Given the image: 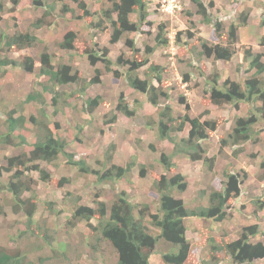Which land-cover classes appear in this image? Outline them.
I'll use <instances>...</instances> for the list:
<instances>
[{
  "label": "rangeland",
  "instance_id": "rangeland-1",
  "mask_svg": "<svg viewBox=\"0 0 264 264\" xmlns=\"http://www.w3.org/2000/svg\"><path fill=\"white\" fill-rule=\"evenodd\" d=\"M85 1L88 9L94 12L87 17H84L83 10L74 0H43L44 7H35L30 3L13 6L11 1L0 0L4 7L3 19L0 21L1 36L28 30L38 37L34 45L23 49L1 48L3 58L21 60L24 56H32L37 60L43 50H48L56 67L60 63L71 64L86 83V90L80 97L70 95L76 90V84L58 86L62 92L57 99L58 111L53 113L55 106L52 104V94L43 88V84L48 81L39 75L38 66L34 72H27L22 66L14 64L7 68L6 73H0V134L7 130L9 111L15 109V116H26L24 126L19 127L15 133L24 136L26 143H22L21 137L15 139L16 144L0 142V165L7 164V156L31 150L37 128L29 118L32 114L39 115L40 102L27 101V97L38 91L47 99L45 108L51 127L56 136L69 142L68 150L74 153L75 160L85 159L94 169L101 171L113 164L125 166L130 162H133L132 168L121 179L98 181L97 175L82 173L78 166L67 164L64 155H59L52 162H40L50 172L49 180L41 179L39 171L16 166L25 171L24 176H32L36 180L32 192L24 193V196L30 194L38 198V209L30 226L23 212H15V200L6 189L16 168L4 172L0 180L3 186L0 189V205L5 210L4 214H0V245L10 252L20 251L24 264H119L116 262V250L102 237L97 220L93 219L88 224L86 220L75 219L72 214L77 200L94 205L97 200H104L110 205L122 191L138 208L145 209L147 204L149 211L158 212L160 194L154 186V180L164 173L172 175L171 171L166 172L160 157L162 153L174 152V144L162 139L157 130L160 112L167 105L171 106V115L176 123L187 114L199 116L203 120H222L213 136L202 141L208 156H215L212 167H209V162L192 161L183 154L173 156L176 162L173 172L183 173L188 182L185 191L174 190L176 197L182 198L188 207L207 205L208 196H201L203 190L210 191L212 187L221 189L228 173H246L243 193L232 200V216L229 214L220 222L199 217L186 219L192 247L185 264H202L203 259H210L207 258V239L210 236L224 242L233 240L238 237L239 229L249 221L257 222L263 231L264 119L257 120L253 136L248 142L235 145L229 140L223 143V138L231 132L236 118L257 114L256 108L261 102H240L238 108L234 104L215 105L210 100V84L206 83V79L216 70L220 81L230 78L244 83L248 76L255 73L254 70L246 72L248 62L242 54L248 47L254 52L264 51V45L260 44L264 37V0H212V19L215 21L220 18L226 32L232 22L240 24L239 15L242 12L249 14L247 23L239 25L237 52L229 61L199 56V38L215 42L217 35L213 23L202 21L191 0H147L149 18L153 23L144 24L138 33L125 34L116 43L110 41L113 26L104 14L110 2ZM205 1L208 3L210 0ZM66 5L69 9H64ZM46 9L50 11L49 14L45 13ZM40 18L43 19L42 25L35 26ZM132 18L138 22L137 13H133ZM161 23H164L169 44L158 46L152 54H148L146 45L156 44L155 36ZM68 30H74L77 34L75 49L70 51L59 45ZM187 30H190L193 37H187ZM178 31H183L181 42L176 41ZM126 38L136 40L137 47L141 49L139 58H150L147 65L137 70L140 76L146 77L153 73L149 71V64H157L162 68L163 82L155 80L154 84L166 94L160 96L157 106L150 103L149 95L132 88L125 76H117L115 73L117 69L123 71L129 68L118 62V56L129 60L134 58V51L126 44ZM94 47L109 48L108 56L113 61L110 69L102 61L95 66L90 64L85 50ZM96 68L101 69L99 82L89 84L88 81L96 76ZM186 74H189L188 81H185ZM261 75L264 77V73ZM96 95L102 96V102L93 113L88 114L83 109L84 101L86 97ZM120 95L136 110L135 116L127 117L116 110ZM116 113V122L105 121ZM56 122L58 126H55ZM188 130L189 124H186L185 129L178 133L179 137L187 136ZM143 166L146 172L144 176L141 175ZM258 200L263 201L262 208ZM150 230L153 235H157V228L150 226ZM61 243L68 244L67 252L62 255L56 252ZM166 244L172 251H176L170 243L160 240L152 253L151 264H164L160 252L167 248ZM258 262L264 264V259L250 264H261ZM220 264L236 263L226 258Z\"/></svg>",
  "mask_w": 264,
  "mask_h": 264
},
{
  "label": "trees",
  "instance_id": "trees-1",
  "mask_svg": "<svg viewBox=\"0 0 264 264\" xmlns=\"http://www.w3.org/2000/svg\"><path fill=\"white\" fill-rule=\"evenodd\" d=\"M13 3V6L30 5L35 7H44L43 0H8ZM80 9L84 12V17L94 14L88 9V4L85 0H74ZM110 2V7L104 10V14L112 22L113 31L111 34V43H116L121 38L131 32L142 31L144 24H152L149 18L150 13L147 7V0H107ZM197 7L196 13L202 18L203 22L213 23L217 41L211 42L199 38L200 50L199 56L205 58H214L215 60L229 61L237 52V43L239 42V25H245L248 20L247 12H242L239 15L240 24L232 22L225 31V25L220 18L215 21L212 19L211 8L214 7V1L210 0L208 3L205 0H191ZM30 3V4H28ZM64 9H69L66 5ZM4 7L0 3V21L3 19ZM45 13H50L46 9ZM138 14V22L133 20L132 14ZM115 16V17H114ZM43 19H37L35 26L42 25ZM264 23V21L262 22ZM261 23V24H262ZM194 25V22H191ZM92 25V24H91ZM189 38L193 37L190 30H187ZM4 33V32H1ZM183 31H178L177 40L181 42ZM77 34L74 30H68L62 41L59 43L62 49L74 50L75 39ZM0 49L9 50L23 49L35 44L38 37L31 31H16L13 34L5 33L4 36L0 34ZM264 37L261 38L260 44L264 45ZM156 44L154 46L146 45L148 54H152L156 47L165 46L169 44V39L166 37V29L164 23L158 25V32L155 36ZM126 44L133 49L134 58L124 59L123 56H118V62L128 65L129 68L123 71L115 70L117 76H125L129 85L142 93L149 95V101L153 105H159L160 96L166 93L161 87L156 86L154 81L163 82L162 68L157 64H149L150 75L146 77L140 76L137 70L147 65L150 58L144 59L138 57L141 50L137 47L136 40L126 38ZM88 60L91 65H96L99 61L105 63L107 69L113 63L109 58V48H87L85 50ZM243 59L248 62L246 72L254 70V74L248 76L244 83L239 80H232L230 78L220 81L218 71L214 70L206 83L210 84L208 90L210 93V100L213 104L222 106L225 104H234L238 108L240 102L260 101L261 104L256 108L258 113H252L250 116H238L231 132L223 138V143L231 140L235 145H241L248 142L253 136V127L257 120L264 119V51L254 52L251 47L245 49L242 54ZM20 65L27 72H34L37 66L39 67V75L47 79L48 83L43 84L45 91L52 94V104L55 106L53 113H57V99L61 92L58 86L66 84H76V90L68 93L71 96H82L86 90L85 80L79 76V71L73 69V66L68 63H60L57 67L53 62L52 54L48 50H43L40 53V58L35 59L32 56H24L21 60L11 58H3L0 54V73L4 74L7 68L11 65ZM241 64V62H240ZM4 70H1V69ZM1 74V75H2ZM101 69L96 68V76L88 81L89 84L99 82ZM152 75V76H151ZM189 74L185 75V81H188ZM81 82L85 83L82 84ZM36 100L40 102L39 115H30V122L36 125V137L32 143V148L29 152L19 153L13 156H7L6 165H0V180L4 172H15L11 179L6 184V189L11 192L14 198L15 212H23L27 216V224L34 220V216L38 209V198L36 195L28 194L24 196L25 192H32L35 179L32 176H24L25 171L16 166H23L26 170L39 171L41 179L49 180L50 172L43 168L41 161L52 162L56 160L59 155H64L66 163L78 166L82 173H93L97 175L98 181L117 180L125 177L131 170L133 162L125 166L113 164L106 170L101 171L94 169L85 159H74V153L68 150L69 142L61 137L56 136L54 129L51 127V122L46 111L47 99L41 92H34L29 94L27 101ZM184 101V97H182ZM102 102V96L96 95L94 97H86L83 109L88 114L94 112ZM189 107V106H187ZM116 110L127 117H133L136 110L130 106L123 95H120ZM171 106L167 105L160 112V119L157 123V130L162 139H166L174 144L173 154L162 153L160 161L164 165L166 172L171 171L172 175L167 173L162 174L159 179L154 180V186L160 194L158 212L152 213L147 207L145 209L138 208V205L133 203L127 196L125 191L118 194L117 198L112 204L106 203L104 200H97L96 205L93 203L76 204L73 217L77 220H86L91 223L93 219L97 220L98 229L103 238L107 239L113 248L116 250V262L119 264H151V256L160 240L170 243L176 248L172 251L170 246L166 244L167 248L160 252L164 264H185L187 261L192 243L187 236L188 226L186 219L188 217H199L203 219H211L213 221H224L229 214H234L231 210L232 200L238 198L243 193V184L246 179V173L240 172L228 173L223 180L221 189L215 187L210 188V191L203 190L202 195L208 196L207 205H197L195 207H188L182 198L174 195V190L185 191L188 182L181 172H173L176 169V162L173 161L175 154H183L189 156L192 161L202 160L205 163L209 162V167L213 166L215 156H208L206 149L202 146V141L213 136L214 132L222 123L221 118L203 120L199 116L192 117L189 114L183 118L182 121L176 123L175 118L171 115ZM16 110L12 109L8 112L7 130L0 134V142L4 141L9 144H16L15 139L25 137L21 134H15L19 127L24 126L26 116L21 114L15 116ZM105 116H109L106 114ZM118 114H113L106 118V122H116ZM153 123V122H149ZM55 126L59 124L54 123ZM189 124L188 135L179 137V132L183 131ZM240 149L238 148V152ZM109 156V152L106 153ZM144 166L141 169V175H145ZM0 181V189H2ZM259 207H263V201L258 200ZM255 213L257 211H254ZM5 210L0 205V214H4ZM257 214V213H256ZM238 223V222H237ZM239 224V223H238ZM93 226V224H91ZM150 226L158 229L157 235H153L150 231ZM94 228H96L94 226ZM240 231L238 237L224 242V240H217L214 236H210L208 241V257L210 259H203L202 264H220L224 259H231L236 264H250L258 259H264V230L261 231L260 225L257 222L245 223ZM262 235V238H258ZM257 238V239H255ZM58 244L60 248L56 252H67L68 244ZM0 264H24L23 255L20 251L10 252L4 246L0 245ZM33 264V263H31Z\"/></svg>",
  "mask_w": 264,
  "mask_h": 264
},
{
  "label": "crops",
  "instance_id": "crops-1",
  "mask_svg": "<svg viewBox=\"0 0 264 264\" xmlns=\"http://www.w3.org/2000/svg\"><path fill=\"white\" fill-rule=\"evenodd\" d=\"M262 33H264V32H262ZM254 38H255V35H254ZM256 38H257V35H256ZM26 139V138H25ZM34 142V141H33ZM32 142V143H33ZM22 143H26V141L25 140H23V142ZM189 237V236H188ZM258 263H261V264H263L262 262H258Z\"/></svg>",
  "mask_w": 264,
  "mask_h": 264
},
{
  "label": "clouds",
  "instance_id": "clouds-1",
  "mask_svg": "<svg viewBox=\"0 0 264 264\" xmlns=\"http://www.w3.org/2000/svg\"><path fill=\"white\" fill-rule=\"evenodd\" d=\"M189 218H196V217L192 216V217H188V219H189ZM187 236H188V234H187ZM188 238H189V237H188ZM189 239H190V238H189ZM190 241H191V240H190ZM191 243H192V242H191Z\"/></svg>",
  "mask_w": 264,
  "mask_h": 264
}]
</instances>
